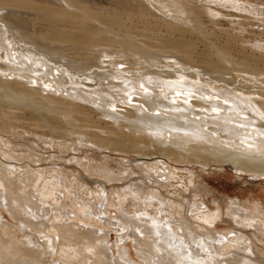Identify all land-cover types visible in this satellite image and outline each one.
<instances>
[{"label": "bare ground", "instance_id": "bare-ground-1", "mask_svg": "<svg viewBox=\"0 0 264 264\" xmlns=\"http://www.w3.org/2000/svg\"><path fill=\"white\" fill-rule=\"evenodd\" d=\"M253 1L256 4L252 0H0V133L22 137L28 144L0 136V209L17 212L21 219L15 228H6L0 221V264H51L45 261V254L51 258L53 250L59 264H131L119 247L116 258L110 255L103 244L106 231L98 235L97 228L82 230L68 217L56 214L47 218L50 223L43 220L51 207L39 203L51 206L49 200L55 193H61L64 185L66 189L74 187L82 180L81 173L77 170L73 178H66V184L59 176L61 167L51 166L52 153L34 160L33 166L26 162L27 156H21L18 146L25 147L30 158L39 154L37 148L72 151L68 160L89 178L85 185L81 183L80 192L96 194L103 207L112 184H119L137 169L139 179L123 181L114 192L117 211H124L132 200L139 203L133 204L140 211L147 205L160 210L162 203L167 208L182 207L184 198L168 189H172V179L178 180V171L167 161L151 162V155L180 164L196 162L202 167L228 165L249 175L264 176V29L256 34L243 27L253 26L250 16V22L246 14L244 22L235 17L246 12L254 15L252 20L264 22V0ZM225 8L235 11L228 18L236 19L237 33L247 30L249 34H228L222 48L218 38L209 40L213 35H208L204 21L208 19L210 27L219 23ZM27 10L35 16L24 17ZM157 18L167 35L158 36L156 25L148 24ZM130 19L143 23H133L132 27ZM192 37L200 43L186 41ZM232 44H240L239 50L233 52ZM30 137L38 138L40 144ZM103 149L136 155L134 166L125 164L115 171L106 158L96 162L93 153ZM153 174L164 179H155ZM247 203L250 199L230 200L226 210L206 207L177 223L182 228L193 220L212 224L222 213L242 223L238 211H252ZM100 204L91 211H100ZM90 208L86 205L85 211ZM140 217L121 215L115 223L105 221L109 226L139 228L143 235L140 250L153 262L178 264L184 260L187 264L188 259H198L203 264H224L213 255L242 250L241 255L231 251L232 259L225 260L253 264L250 256L254 253L239 247L240 237L226 242L225 235L216 234L214 246L212 238L207 241V232L193 236L188 228L196 249L186 234H174L167 222L153 215L144 223ZM153 221L160 232L170 230L174 246L156 234ZM16 234L28 239L20 240ZM201 242L204 251L198 247ZM36 247L41 252L34 250ZM147 261L145 264H150Z\"/></svg>", "mask_w": 264, "mask_h": 264}, {"label": "rangeland", "instance_id": "rangeland-1", "mask_svg": "<svg viewBox=\"0 0 264 264\" xmlns=\"http://www.w3.org/2000/svg\"><path fill=\"white\" fill-rule=\"evenodd\" d=\"M198 2H199V0H198ZM252 3L256 4L255 1H253V0H252ZM224 10H226V11H224ZM224 10H223V14L226 15V16L224 15V19L219 20V23H215V24L213 23L214 25L212 27L209 26V25H212V24H210L207 21L208 19H206L204 21V26L206 25L205 26L206 27L205 30L208 32V35L211 34V35L214 36V37L212 36V38H211L210 36L207 35L209 37V40L214 41V38L215 39L218 38L221 41V43H220L221 46H222V44H225L224 40H225V38L227 36L230 35V33L231 34H235V35L238 34L236 30H237V27H239V25L237 24L236 19L240 20L241 22H244V19H242V18H245V17L247 18V16L248 17L250 16L249 19H250L251 23L253 21V26H250V24H248V25L246 24L243 27H247L246 29L253 31L256 34H258V32L261 29H264V22H259L256 19L252 20L253 18H251V16H254V15H251V14L247 15V13L244 12L243 17H242V14L239 13L238 15L239 16L241 15L240 16L241 19H240V17H238V15L236 13L235 14L236 19L233 20V17L232 18H228V17H231L230 14L234 13L235 11L233 12L230 8L229 9L225 8ZM227 10H229V11H227ZM27 11H28V13H27ZM27 11H25V12L22 11V13L24 12L22 14L24 17H25L26 14L30 18L33 15L35 16L34 12H33L34 14H32L31 11L30 12H29V10H27ZM245 14H246V16H245ZM206 16H204V18ZM258 16H260V15H258ZM262 18L264 19V17H262ZM225 19H229L230 21H226ZM249 19L247 18V20L246 19L245 20L249 21ZM130 20L132 22V25L129 24L130 23L129 21L128 22L126 21L125 23L127 25L132 26V27H134V24H135V26H141L142 23H143V22L137 21L136 19H133V20L130 19ZM134 20H136V21H134ZM231 21H233L234 23L231 22ZM35 22L37 23V22H39V20H36ZM139 22L141 23V25H140ZM36 23H35V25H36ZM162 23L163 22L162 21L160 22V20L158 18L154 19V20L152 19V21L148 20V24L151 27L154 26L153 24L156 25V29H155L154 32L158 36L159 35H164V34L167 35L168 34V32L166 33V31L164 30L165 27H164V25ZM215 27H216V29H215ZM221 27L225 28V29H222ZM219 30L221 32H219ZM246 31L243 32V33H239V34H241V35H243L245 37V36H247L249 34ZM191 39L194 42H199L200 41V39H198V38L196 39L194 37H192V38H190V40L188 39L186 41L190 42V41H192ZM259 39L262 41L263 37L260 36ZM199 43H198V46H199V50H200L201 47H200ZM217 43H218V40H217ZM226 44H227V46L230 45L229 43H226ZM239 45L240 44H236V45L233 46V44H232V47H234L233 52H236L237 50H239V48H240ZM225 47H226L225 45H224V47L222 46V48H225ZM244 49H245L246 53L249 52V46L248 45H245ZM102 119L104 120L103 117H102ZM17 130H15V131L17 132ZM0 136L4 137L5 139L7 137H10L12 139V141H14L16 144L20 143V141H21V144L28 145L26 140L23 139L22 137H18V136H14L13 137V136H9L8 134H3V133H0ZM4 138H2V139L5 141ZM30 138H32V137H30ZM45 138L47 139V137H45ZM14 139H16V140H14ZM32 139L36 140L38 138L35 139V137H33ZM1 141L2 140H0V142ZM37 141L38 140H36V142ZM37 144L39 145L40 142L38 141ZM6 145H8L7 142H6ZM18 148L20 149L18 152H20L21 156L22 157L27 156L26 162L30 163L33 166H36V164H34V162H33L34 160H42L45 157H47V155L49 153H52L51 160L54 163L51 164V166L54 167V168H57V169L61 167L60 168L61 170L59 169L60 170L59 176H62L64 179H66V178H70L71 179V178H73V176H72L73 173H76L77 170L80 171L81 176H82V180L79 179L78 182L76 184H74V187H71V188H69V186H67V189H66V186L64 185L62 187L63 190H62V188L60 189V190H62L61 193H55L54 198L52 200H49L51 206L49 204L47 205L48 202L47 203H42V202L39 203L38 202L41 207L42 206L51 207L50 208L51 211H49L48 216L43 217V220H45V222L50 223L48 219H50V217L53 218L52 215L56 214L59 218H62V219H65V218L68 217V220H70L71 223L73 221L72 224L76 223L75 226H77L78 228H80L82 230H85L87 227L88 228H97L98 235H100V233H103L104 231H106L107 232L106 233V240L103 241V244H105L104 246H106L108 248V250L110 251L109 252V253H111L110 255L113 256V257L115 256V258L117 256L116 251H117V249L119 247V252L120 251L124 252L125 253L124 256L129 260V262H131V264H145V262L147 260L150 262V264H154V263L158 264L156 262L157 259H155V261L153 262L152 259H150V258L145 256V252L143 250H140V243L139 242H140V240L142 241V239H141L143 237L142 233L136 231V229L133 230L131 228V226H129V225L123 224V225H120L119 227L116 226V225L109 226L107 224V222H106V221L110 220L111 222L115 223V222H117L116 220L121 217V215H123V216H125L127 218V216H129V217H132V216L137 217L140 214V216L143 217V219L141 217L140 218L142 219V221L144 220L143 221L144 223H148L150 221V219H148V218L153 217V215L156 217V219L157 218L160 219L161 222H167L170 225L171 229L173 227L172 232L174 234L176 232L178 233V235L180 234L181 236H184L186 234V236H187L186 238L189 240V243L192 244L193 246L196 245V243L195 242H194L195 244L193 243V240H191V236L192 235L195 236L196 234H199L201 232H207L208 237H209V240H207V241L210 242L211 241L210 239L212 238L211 242H212V244L214 246H216V244H217L215 239L213 238L214 236H216V234H217V236L218 235L222 236V238H224L226 236L225 237V241L226 242L227 241L228 242L231 241L232 237H240L241 239L238 238L240 240L237 241V242H240L239 247H242V249L243 248L244 249L245 248L249 249V250H251L254 253V254H252V256H250L252 258L253 264H264V226L262 225L263 222H264V209H263L264 208V176L251 175V174L249 175L247 172L244 173L242 171H236L234 168H232V167H230L228 165L227 166H213V165H209L208 167L207 166H205V167L203 166L202 167L201 164H198L196 162H190L191 164L188 165L186 163H189V162L185 161V163L182 162L183 164H180L181 162H175L174 163V162H171V161H169L167 159H162L161 157L158 158V157H156V155H151V157H150L151 158V160H150L151 162L155 161L156 159L157 160H162V161L164 160V161H167L166 164L168 163L169 166L171 165L170 167L175 168L178 171V177H177L178 180L175 179L176 180V182H175V180L173 181V179H172L171 185H169V186H172V189L170 187H168V189L170 191H172V192L174 190H176L177 195H179L178 196L179 199L182 197L181 200H183V198H184L183 201H181V200H180L181 202L179 201L180 204L182 203L181 204L182 207L179 206V208H178L176 206H173L174 209L173 208H169V207L167 208V205L165 203H162L160 205V210H156L157 208L155 209L152 206H148L147 205L145 211H140L138 209L139 207L135 206V205H138L139 203H137V202L132 200V201H130V203L128 205L125 206L126 209H124V211H121V210L117 211L118 210V207H116L117 206L116 205L117 200H116V197H115L116 194H114V192L119 187L118 185L123 184L124 182L128 183V181L130 183V182L135 181V179H139L138 175H140V172L137 169H135V173L128 174L126 176V178L123 179L124 182L122 181V182H119V184H117V183H113L112 184V193L111 194L113 196L111 194L109 195V197L107 199V202L106 201L103 202V204H104V207H103L100 204L101 201L97 202V200L95 199L96 198L95 197L96 194L95 195L94 194L91 195L90 193L80 192L81 183L83 185H85L89 178L87 177V175L84 172H81V168L79 166H77L75 163H73V161L71 162V161L68 160L67 157H69L71 155L69 153H72V151L67 150L64 147H60V151L53 150V152H52L51 149L49 151H45V150L42 151L39 148H37V150L39 151L38 152L39 154L38 155H33L30 158L29 155H28L30 152H28L25 149V147H22V146L19 147L18 146ZM103 152H104V155H103ZM123 152L124 151H117L116 150V152H115L114 150L103 149L102 151L101 150H99V151L96 150L95 153H93V154H94V157L97 158L96 162H97V160L98 161H100V159L101 160H105V158H106V161L109 162V165L111 166V168L113 170L117 171V170H120L121 166L125 165V164L128 165V168L132 164H133L132 166H134V161L137 158L136 155L131 154L128 151L127 152L125 151L126 153L125 152L123 153ZM101 154H102V156H101ZM125 160H126V162H124ZM44 164H48V162L45 161ZM48 165H50V164H48ZM63 170H64V173H62ZM46 175H47V173H46ZM155 175H154L155 179H158V180L159 179L160 180L164 179V177L163 178L162 177H160V178L158 177L157 178V176H155ZM64 181L66 182V184L68 183V179L63 180V182ZM79 184H80V186H79ZM173 187H174V189H173ZM76 188H78V190H79L78 192H76ZM235 199H240V200L250 199V203L249 204L247 203L245 206L249 210L251 209L252 211H238L240 213V215L243 217V219H242L243 222L242 223L235 222V220L230 219L231 217L228 216L225 213L224 214L222 213V215L215 221L216 223L214 222L212 224H205V223H202L200 220H195V221L193 220V221L190 222L189 227H186V225L188 226V224H186V225L183 224L184 228H182V227H180V224L177 223L178 219H180L181 217L187 216L189 218L194 213L195 214H200V212H202L200 210H205L206 207H210L211 206V207H216L217 209L226 210L228 205H229L228 202L230 200H235ZM185 200L188 201V202L185 203ZM89 203H91V205ZM188 203H189V207H188ZM85 204L88 205V206H91L92 208H90L89 211H85V206H86ZM99 204H100V207H99L100 211H93L92 212L91 209H94V208L98 209ZM217 204H219V205H217ZM132 205H133V207H132ZM111 206H113V207H111ZM163 207H164V209H163ZM186 207H187V209H186ZM196 207H200V209L198 211H196V212L192 211ZM55 208H57V210H55ZM80 208H81V210H80ZM141 208H142V206H141ZM167 209H169V210L172 209V210L171 211H166ZM103 210H106L105 213L102 212ZM254 210H259V211H254ZM0 212L4 216V217H2L0 219V221L6 226V228H15V227H17L16 223L21 220L17 216V214H16L17 212H13L12 213L10 211L5 210L4 208L0 209ZM91 212L93 214H91ZM143 212L144 213L146 212V213L144 214ZM169 212H172V213H169ZM222 212H226V211H222ZM142 213L144 215H142ZM39 214L41 215V212ZM126 214H127V216H126ZM167 214H169V215H167ZM145 218H147V219H145ZM105 219H106V221H105ZM221 219H224V220H221ZM248 219L250 221H248ZM103 220H104V222H103ZM198 222H200V223H198ZM199 224H201V226ZM124 225L127 226V227H125ZM193 225H195V226H193ZM196 225H197V228H196ZM121 226H123V228H125L126 230L121 232L120 231V229L122 228ZM179 228H181L182 230L179 229ZM188 228H190L192 230V233H191L192 235L191 234L189 235V233H190L189 231L190 230ZM129 230H131L132 232L129 231ZM129 232H130V234H129ZM221 233H222V235H221ZM226 233H228V234L226 235ZM250 235H252V238L250 237ZM243 236H244V238H242ZM16 237L18 239H20V240H23V241H26L28 239L27 237H24V238L20 237L19 234L18 235L16 234ZM32 237H34V236H32ZM42 239L43 238L41 237L40 241ZM118 239H121V240H118ZM135 240H137V242ZM136 243H138V244H136ZM230 244L235 245L236 243L230 242ZM124 246L127 247V249ZM194 247L196 248V246H194ZM40 249L41 248L36 247L34 250L39 252ZM54 251L55 250H53V255L51 257L52 259L47 254H45L46 257H47V259L45 257V261L46 262L49 261L51 264H59V262L56 260L57 255L55 254ZM231 251L232 252L234 251L233 254H235V255H237V253L241 255V254H243V252H245V251H242V250L241 251L240 250L239 251L238 250H230V251H228L229 253L226 252V251L224 253L219 251V252L215 253V255H213V257L216 256V258L220 259L222 262L224 261L223 262L224 264L225 263L229 264V262H228L229 260L227 261L225 259H227V258L228 259L229 258L232 259V257H231L232 256L231 255L232 252ZM168 263L169 262L167 261V262H165L163 264H168Z\"/></svg>", "mask_w": 264, "mask_h": 264}, {"label": "snow or ice", "instance_id": "snow-or-ice-1", "mask_svg": "<svg viewBox=\"0 0 264 264\" xmlns=\"http://www.w3.org/2000/svg\"><path fill=\"white\" fill-rule=\"evenodd\" d=\"M165 227H167V226L165 225ZM152 228L157 230V231H156V234H157L158 236H160L162 239L166 240V241L168 242V244H169L170 247H171V246H174V245H173V241L175 240V238L172 237L170 230H169L167 233H162V232H160V231H159V226L156 224L155 221H153V223H152ZM125 230H126V229L123 228V227L120 229L121 232H123V231H125ZM136 230H137L138 232L141 231L139 228H137ZM180 246H181L182 248H186V246L184 245V242H183V241H180ZM198 247H200V249H201L202 251L205 250V249L203 248V243H202V242L198 244ZM187 255H188V257H190V256H191V253L189 252ZM125 264H127V262H125ZM178 264H185V261H184V260L178 261ZM187 264H203V262L200 261V260H198V259H197V260H191V259H188V260H187Z\"/></svg>", "mask_w": 264, "mask_h": 264}]
</instances>
